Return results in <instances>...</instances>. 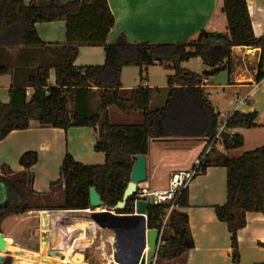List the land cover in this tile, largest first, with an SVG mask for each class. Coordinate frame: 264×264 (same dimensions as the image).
<instances>
[{"label":"trees","instance_id":"trees-1","mask_svg":"<svg viewBox=\"0 0 264 264\" xmlns=\"http://www.w3.org/2000/svg\"><path fill=\"white\" fill-rule=\"evenodd\" d=\"M221 12L227 22L225 34L207 33L205 37L201 32L195 40L173 44L130 43L120 36L109 44L114 17L107 0L64 4L59 0H29L27 5L23 0H0V74L11 75L9 102L0 101V141L12 131L28 129L31 121L62 130L89 128L94 135L93 151L104 155L102 164L84 165L66 153L59 177L46 193L32 189V170L41 160L38 153L27 151L20 156V172L1 166L0 184L6 198L0 208V232L5 219L30 211L88 210L91 187L99 194L102 206L111 209L121 201L130 181L133 157L146 156L150 140L212 138L219 115L207 99L204 80L222 71L230 72L234 47L259 48L256 80L264 77V35L254 36L246 1L223 0ZM58 21L65 23L64 43L41 41L35 24ZM81 47H101L103 65L76 66ZM195 58L206 68L202 74L181 67ZM155 65L173 71L163 90L143 86V69ZM125 67L139 68V86L123 89L120 77ZM50 70L54 72L53 86L48 83ZM27 89L32 90L28 97ZM162 91L163 106L150 109L152 95H161ZM109 108L124 115L140 112L141 122L111 124ZM255 119V112L234 111L227 116L226 127L234 131L256 128ZM222 144L224 151L236 150L243 146L244 138L234 133L225 136ZM208 167L226 170V202L215 206L214 212L227 226L231 261L237 264V233L245 226V214L260 213L264 217V145L239 157L213 149L202 158L199 174ZM138 185L145 188L144 182ZM133 200L129 198L125 208L116 213H132ZM169 206H149L146 212L149 230L163 228L160 241L165 258L177 257L194 247L187 215L179 211L188 207L187 187L181 190L163 226ZM10 263L6 258L1 264Z\"/></svg>","mask_w":264,"mask_h":264},{"label":"crops","instance_id":"crops-1","mask_svg":"<svg viewBox=\"0 0 264 264\" xmlns=\"http://www.w3.org/2000/svg\"><path fill=\"white\" fill-rule=\"evenodd\" d=\"M28 1L23 0L25 5L28 4ZM59 1L64 4L72 0ZM245 1L254 36L259 37L264 35V0ZM222 3L223 0H107L109 10L114 17V26L108 34L107 43L113 44L120 36H124L130 43L173 44L195 40L201 32L225 34L227 33V22L224 14L221 12ZM34 27L39 39L45 43H64L65 41V23L63 21L36 23ZM92 48L95 47H81L79 48L78 55L84 52L83 50ZM248 49L254 48H232L228 84L214 85L210 79L211 77H209L207 78V84H203V88L207 93V99L214 112L219 115L218 121L234 111L244 114L255 112V123L257 125L255 129H262L264 133V80H262L264 77L261 80H256L261 51L251 53L247 51ZM145 79L143 86L154 89L153 86L148 85V73ZM122 81L120 82L123 89H131L132 86H125ZM48 83L51 86L54 85L53 70L49 72ZM10 86L11 75L0 74V101L4 104L9 102L8 91ZM216 88H220L223 94H225V97L229 99L228 102H225L226 98H220L218 101V103H226L228 107L224 111L227 113L224 117H221L219 109L214 105L215 102L210 99V94L208 93V89ZM26 92H28V97L32 90L27 89ZM162 94H164V91H162ZM164 101L165 98L163 96L160 99L159 106L155 109L162 107ZM149 107L151 109V101ZM110 110L109 108V120ZM127 116L135 119V121L127 122L124 119L123 122L115 125H130L141 122L140 112H133ZM244 131L246 130L239 129L235 133L242 135L245 142ZM182 140L192 141L193 145L179 148V150H182L185 163L176 168L169 167L167 172L168 177L173 172L187 170L193 161L200 157L204 150L206 140L203 138H188ZM151 141L153 140H150L149 152L145 156L146 174L149 166L152 170L157 167V164H152L153 162H151ZM93 145L94 135L89 128H68L67 130H62L41 127L37 122L31 121L28 129L12 131L0 141V173L1 166L3 165L8 166L14 172H20L21 168L18 163L20 156L27 151L36 152L41 160L32 170L34 175L32 189L37 193L48 192L50 183L59 177V168L66 153L70 154L75 160L87 164H89L87 159L91 158L93 156L91 154L94 153L96 156H101V158L97 157L95 160L97 162H94V164H102L104 162V155L94 152ZM197 149H199V152L195 157L187 161L188 158L186 156L188 153ZM164 153L166 155L167 151L164 150ZM178 155H174L175 158ZM36 170L39 171L38 174L34 173ZM147 182L149 186H147ZM144 183L145 187L151 188V181L146 179ZM165 188H159V190ZM187 192L188 207L179 209V211L187 215L189 231L194 247L173 258H165L163 255H157L153 259V264H234L231 261L230 234L227 226L217 219L214 212L215 206H221L226 202L225 168H206L203 174H199L190 182L187 186ZM58 212L56 211L51 214L52 217L58 214ZM64 212L68 213L65 221L52 223L48 220V223L52 224L51 226L49 225L51 230H56V236L61 235L63 240L65 236L66 240L71 241V243L73 242L72 247L69 245L67 247L64 246V248L70 247L72 251V248L75 246L87 248L98 243L97 249L101 252L106 251L107 248H109V252L112 251V235L106 230L96 227L93 231H89L90 241L85 239H88L87 229L90 228V220L87 223L84 222V239L77 241L79 238V228L75 227V229L73 227L71 214L74 212H86V210ZM9 218L5 219L2 224L4 225V222ZM26 218L28 219L30 217L28 216ZM53 220L55 219L53 218ZM68 221H71L70 226L67 225L69 224ZM46 224L47 222L44 223V226ZM72 227L74 230H72ZM2 233L5 237L9 238V235L4 230ZM9 239L13 245H16L15 247L27 249L26 239H22L21 241L17 240V242L11 238ZM60 242L62 243V239H60ZM237 242L239 251V261L237 264L264 263V217L262 214L252 212L245 214V226L238 231ZM45 243H49V249L54 253L47 258L50 260V263L73 264L72 261L71 263L64 262L65 256L70 259L69 254L71 251L68 255L65 254L64 249L54 242L53 235H50L49 242L46 241ZM159 246L164 247V244L160 241ZM104 254L106 255L107 253L104 252ZM6 258L18 264H27L29 262V259H20L19 257L10 255L5 256ZM57 258H59V262ZM111 263L113 262L111 261Z\"/></svg>","mask_w":264,"mask_h":264},{"label":"rangeland","instance_id":"rangeland-1","mask_svg":"<svg viewBox=\"0 0 264 264\" xmlns=\"http://www.w3.org/2000/svg\"><path fill=\"white\" fill-rule=\"evenodd\" d=\"M84 52L80 53L76 60H75V65L76 66H101L104 63V55H103V50L101 48H92V49H86L83 50ZM182 68H185L191 72L202 74V72L206 69L204 68L201 60L199 58L191 59L187 62H184L181 66ZM148 73L149 80H148V85L153 86V88H166L167 87V76L172 75L173 71L167 70L162 66H151L147 68V71L143 69L142 72V77H146ZM212 80V84L214 85H225L228 84L229 82V77H228V72L227 71H222L215 76L210 78ZM123 80L125 86H132L131 88H135L140 85V77H139V68L137 67H125L121 71V77L120 81ZM207 81V80H206ZM207 84V83H206ZM130 89V88H127ZM208 93L210 94V99L215 102V106L220 111L221 117H224L227 115L226 111L228 109L226 103L224 102H219L218 101L221 99L226 98L225 94H223L222 90L220 88L216 89H208ZM165 95H152V100H151V109H155L156 107L159 106L160 104V99ZM228 98L225 99V102H228ZM110 121L112 124H119V122H123L124 119L127 120V122H134L135 119L129 118L127 115H124L120 113L116 108H110ZM221 120L219 119V122ZM244 136L246 138L244 144L242 147L236 149V150H231V151H224L221 150L222 154L228 156V157H238L241 156L245 152L252 151L258 147H261L264 145V133L262 129H244ZM201 139V138H200ZM150 142V141H149ZM201 142V141H197ZM196 142V143H197ZM188 145H193L192 141H186L182 139H177L174 140L172 139H167V140H153L151 141V162L152 164H157V167L152 170V168L147 166L148 171L146 174V179L148 181H151V189H159V188H165L167 187V180H168V168H176L178 166H181L185 163L184 161V155L182 153V150L179 148L182 147H188ZM205 145V143H204ZM164 150L167 151L166 155L164 153ZM199 152V149L197 150H192L188 153L186 156L187 161L190 160L191 158L195 157V155ZM164 153V154H163ZM177 158H175L174 155H177ZM91 158L87 159L88 163H80L84 165H100V163L94 164V162L97 159V157L101 156H96L94 153H92ZM170 156V157H167ZM165 157V158H164ZM77 161V160H76ZM101 161V160H100ZM98 161V162H100ZM103 162V161H102ZM39 171L36 170V174H38ZM198 176V175H197ZM196 176V177H197ZM1 185V184H0ZM147 186H149L147 182ZM44 193V192H43ZM46 193V192H45ZM6 198V193L4 187L1 185L0 186V208L3 202H5ZM56 211H30L28 216L27 214L25 215L26 217H10L7 221L4 222V225L2 224V230H4L7 235H9V238H11L13 241L17 242L21 241L22 239H26V248L25 250L30 251L31 253H34V257L32 259H29V262L27 264H50V262H44L42 259L43 258H49V256L52 253L51 249H49V243H45V245H41L42 242H49L50 235H53L54 242L57 243V245H60L64 251L65 254H69L68 248H64L69 246H73V242L66 240L64 236V240L62 236H56V230L52 231L50 226L52 225L51 223H48V220H50L52 223L58 222L53 220V217L51 214H53ZM71 219L72 220H77L81 219L83 220V226L84 222L87 223L89 221V216L88 212H74L71 214ZM86 219V220H85ZM44 220V223L47 222V224L44 226L41 224V222ZM85 220V221H84ZM91 222V221H90ZM70 226L71 221H68ZM50 225V226H49ZM82 226V233L80 235V239H84V229ZM89 226V224H88ZM90 228L87 229V235L88 239L85 238L87 241H90V234L89 231L96 226L91 222V225L89 226ZM75 235V234H74ZM73 235V237H75ZM166 237H168L169 233L166 232L164 233ZM62 237V243L60 242V238ZM60 243V244H59ZM24 244V242H23ZM13 245V243H12ZM98 243L95 244L92 247H87V248H82V247H73L72 251L69 254V258H64V262H70L73 260V257L75 254H81L83 255L84 262L87 264H110L111 263V251L109 252V248L106 249L107 254L103 255L104 252H101L100 250L97 249ZM16 246V245H13ZM44 248V249H43ZM54 248V247H53ZM56 249V248H54ZM61 250L60 248H58ZM105 249V248H104ZM50 250V251H49ZM57 250V251H59ZM62 251V250H61ZM56 252V251H55ZM101 252V254H100ZM21 259V257H19ZM14 259V258H13ZM10 264H18L13 262L11 260ZM57 261L59 262V258H57Z\"/></svg>","mask_w":264,"mask_h":264},{"label":"water","instance_id":"water-1","mask_svg":"<svg viewBox=\"0 0 264 264\" xmlns=\"http://www.w3.org/2000/svg\"><path fill=\"white\" fill-rule=\"evenodd\" d=\"M207 33L204 34L207 37ZM248 52L260 51L259 48L248 49ZM134 164L130 175V181L124 190L121 201L113 208L106 209L102 206L99 194L94 188L88 189V216L90 221L98 228L108 231L112 235L110 264H153L157 255L162 256L164 247L159 246V232L149 230L146 226L145 214L151 200H139L132 207L130 214H118L125 208L129 198L136 193L137 186L146 181V158L134 156ZM44 225V220L41 222ZM9 238L0 232V264L5 256H15L32 259L35 255L28 250L11 245ZM41 245H45L42 242ZM49 262V259H42ZM16 263V262H15ZM73 264H87L83 255L78 254L72 261Z\"/></svg>","mask_w":264,"mask_h":264},{"label":"built area","instance_id":"built-area-1","mask_svg":"<svg viewBox=\"0 0 264 264\" xmlns=\"http://www.w3.org/2000/svg\"><path fill=\"white\" fill-rule=\"evenodd\" d=\"M262 80H264V78ZM206 83L207 81L204 80V84ZM26 95H28V92H26ZM226 120L227 117L223 118L219 122L214 136L212 138L206 139L204 150L201 156L196 158L187 170L173 172L169 175L167 180V187L165 189H151L150 187L141 188L138 185L136 193L133 196L134 200L132 206L134 207L135 203L139 200L147 201L149 199L151 200V204L149 206H158L165 204L170 205L169 208L165 211V216L163 220L164 226L167 217L170 211L173 209L175 201L178 195L180 194L181 190L186 188L190 184V182L199 174L202 158L206 154L210 153L213 149L219 151L223 150V138L225 136L231 137L232 135H234L235 131L226 127ZM162 229L157 230L159 232V241L162 235Z\"/></svg>","mask_w":264,"mask_h":264},{"label":"bare ground","instance_id":"bare-ground-1","mask_svg":"<svg viewBox=\"0 0 264 264\" xmlns=\"http://www.w3.org/2000/svg\"><path fill=\"white\" fill-rule=\"evenodd\" d=\"M142 183V182H141ZM67 215H68V213H66V212H64V211H59L58 212V214H55V215H53V218L56 220V221H65V219H67ZM73 222H72V225H73V227L75 228V227H78L79 228V238L77 239V241L78 240H80V235H81V233H82V226H83V221L82 220H72ZM64 224V223H63ZM72 227V230H74V228ZM76 229V228H75ZM65 232V231H64ZM61 236V235H60ZM60 239H62V237H59ZM79 244V243H78ZM72 247V246H71ZM81 247V246H80ZM68 250H69V252L71 251V248L69 247L68 248ZM65 253V252H64ZM77 255H78V253L77 254H75L74 255V257H73V259L74 258H76L77 257ZM43 259H46V258H43ZM73 261V260H72ZM50 262V261H49ZM50 264H52V263H50Z\"/></svg>","mask_w":264,"mask_h":264}]
</instances>
